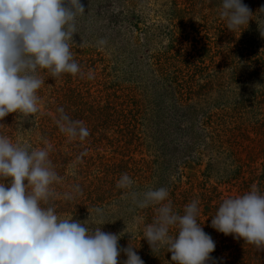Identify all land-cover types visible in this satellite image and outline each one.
<instances>
[{
    "label": "rangeland",
    "instance_id": "rangeland-1",
    "mask_svg": "<svg viewBox=\"0 0 264 264\" xmlns=\"http://www.w3.org/2000/svg\"><path fill=\"white\" fill-rule=\"evenodd\" d=\"M80 2L70 47L81 72L55 79L40 70L39 111L0 120L13 143L50 145L60 180L48 206L80 222L91 213L93 229L105 221L101 230L120 237L118 264L129 244L144 264H175L142 239L158 205L132 199L164 187L176 213L198 201L197 221L216 244L207 264H264V251L211 226L224 199L253 184L264 193V0H242L252 17L235 31L221 0ZM61 109L88 129L84 140L60 130ZM124 173L131 189L116 186Z\"/></svg>",
    "mask_w": 264,
    "mask_h": 264
},
{
    "label": "clouds",
    "instance_id": "clouds-1",
    "mask_svg": "<svg viewBox=\"0 0 264 264\" xmlns=\"http://www.w3.org/2000/svg\"><path fill=\"white\" fill-rule=\"evenodd\" d=\"M84 12L80 0H0V120L10 113L29 117L39 111L37 93L45 83L40 70L55 79L81 72L70 42L77 33L76 17ZM219 15L231 31L248 25L252 17L242 0H221ZM60 111V130L70 139L84 140L88 129ZM49 149L50 145L33 148L0 135V264H118L120 237L101 230L99 225L105 221L93 222L97 225L93 229L91 213L80 222L61 218L48 206L55 196L51 186L60 180L49 160ZM4 180L9 181L7 186ZM133 183L124 173L116 186L131 189ZM168 196L164 187L132 193L138 208L158 205L156 218L144 228L142 239L153 252L166 247L175 264H207L216 244L197 221L198 201L185 205L181 215L173 211ZM64 199L73 197L65 193ZM96 212L101 215L100 209ZM211 226L264 251V193L253 184L245 194L224 199ZM123 251L124 264H144L130 244Z\"/></svg>",
    "mask_w": 264,
    "mask_h": 264
}]
</instances>
